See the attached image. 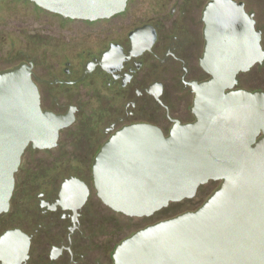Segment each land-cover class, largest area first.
I'll list each match as a JSON object with an SVG mask.
<instances>
[{
	"label": "water",
	"instance_id": "water-1",
	"mask_svg": "<svg viewBox=\"0 0 264 264\" xmlns=\"http://www.w3.org/2000/svg\"><path fill=\"white\" fill-rule=\"evenodd\" d=\"M28 1L63 18L87 21L120 13L126 3ZM28 1L1 0L0 21L12 14L42 13ZM50 19L56 26L57 19ZM203 20L200 66L210 78L190 84L194 121L175 123L167 136L149 124L124 126L94 157L96 195L114 213L98 206L97 220L90 227L97 230L98 239L102 235L122 239L140 229L115 247L113 264H264V93L235 88L236 76L243 73L238 76L241 87L264 90L260 33L243 6L230 0H213ZM67 25L76 29L77 24ZM10 44L11 37L1 50H13ZM72 121L69 114L41 109L27 65L0 71V214L9 208L14 177L16 188L28 191L37 174L48 168L59 166L51 174L60 171L61 178L75 170L66 162L68 154L76 152L68 140L52 149L59 131ZM27 147L40 151H25ZM210 181L219 185L194 210L201 195L190 199ZM81 186L65 180L59 191L67 201L78 198L76 209L86 198L85 192L77 195ZM27 249L28 237L19 231L0 237L4 264L17 256L25 259Z\"/></svg>",
	"mask_w": 264,
	"mask_h": 264
},
{
	"label": "flooded vegetation",
	"instance_id": "flooded-vegetation-1",
	"mask_svg": "<svg viewBox=\"0 0 264 264\" xmlns=\"http://www.w3.org/2000/svg\"><path fill=\"white\" fill-rule=\"evenodd\" d=\"M230 1L241 4L253 20L264 50V0ZM212 2L126 0L122 12L87 21L63 18L28 1L42 13L12 14L0 21V46L11 37L13 49L7 52L0 48V71L21 63L30 68L41 109L73 118L59 131L52 149L63 139L76 149L66 161L75 165V170L62 178L60 171L51 174L59 166L53 171L48 168L37 174L35 185L27 191L16 188L14 177L9 208L0 214V237L19 231L28 237V249L25 259L17 256L6 264H113L115 247L140 230L122 239L114 235L98 239L97 230L92 228L97 207L113 211L96 195L91 166L102 145L124 126L149 124L167 136L175 123L194 121L190 84L210 78L200 60L205 48L204 11ZM51 17L57 19L56 26H52ZM71 23L77 24L76 29L66 28ZM240 74L235 88L264 93L263 89L241 87ZM65 180L82 184L78 197L86 193L77 209L78 198L67 201L59 194ZM209 185L211 190H207ZM218 185L210 181L198 187L190 199L201 195L194 210ZM0 264L4 263L0 260Z\"/></svg>",
	"mask_w": 264,
	"mask_h": 264
}]
</instances>
